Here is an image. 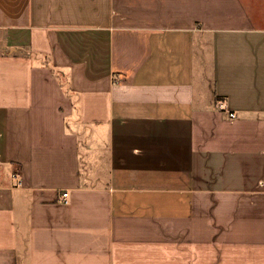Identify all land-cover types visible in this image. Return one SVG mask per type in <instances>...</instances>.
Returning <instances> with one entry per match:
<instances>
[{"label":"crops","instance_id":"1","mask_svg":"<svg viewBox=\"0 0 264 264\" xmlns=\"http://www.w3.org/2000/svg\"><path fill=\"white\" fill-rule=\"evenodd\" d=\"M0 264H264V0H0Z\"/></svg>","mask_w":264,"mask_h":264},{"label":"built area","instance_id":"2","mask_svg":"<svg viewBox=\"0 0 264 264\" xmlns=\"http://www.w3.org/2000/svg\"><path fill=\"white\" fill-rule=\"evenodd\" d=\"M217 105L220 108H224L225 107V105H223V102H221V101H217ZM227 114H228V118H230V119H233L236 116L235 112L234 111H230V110L227 111ZM62 194H63V196L67 195L66 192H63Z\"/></svg>","mask_w":264,"mask_h":264}]
</instances>
